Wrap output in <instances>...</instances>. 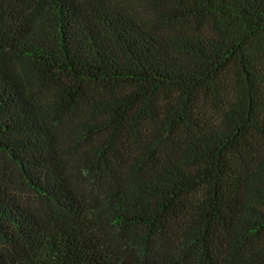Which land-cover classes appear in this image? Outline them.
<instances>
[{"label": "trees", "instance_id": "16d2710c", "mask_svg": "<svg viewBox=\"0 0 264 264\" xmlns=\"http://www.w3.org/2000/svg\"><path fill=\"white\" fill-rule=\"evenodd\" d=\"M0 264H264V0H0Z\"/></svg>", "mask_w": 264, "mask_h": 264}]
</instances>
